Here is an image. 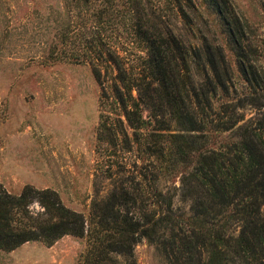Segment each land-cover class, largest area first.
<instances>
[{
    "label": "trees",
    "instance_id": "1",
    "mask_svg": "<svg viewBox=\"0 0 264 264\" xmlns=\"http://www.w3.org/2000/svg\"><path fill=\"white\" fill-rule=\"evenodd\" d=\"M171 1L176 17L202 4L220 37H184L156 0H69L81 24L63 26L46 57L91 65L97 138L110 132L141 163L94 199L89 224L52 188L0 182V248L69 233L85 236L81 264L132 258L142 238L168 264H264V78L246 23L231 0Z\"/></svg>",
    "mask_w": 264,
    "mask_h": 264
},
{
    "label": "rangeland",
    "instance_id": "2",
    "mask_svg": "<svg viewBox=\"0 0 264 264\" xmlns=\"http://www.w3.org/2000/svg\"><path fill=\"white\" fill-rule=\"evenodd\" d=\"M156 1L165 23L184 37H220L202 4L185 5L186 16L176 17L175 2ZM231 1L246 23L248 47L264 78V0ZM68 2L0 0V182L15 193L24 184L52 188L89 224L94 199L141 160L112 145L110 132L97 138L101 88L91 65L46 57L48 43L63 26L81 24L84 11ZM224 134L211 137L210 144ZM29 207L35 213L43 208L36 200ZM85 250V236L67 233L51 244L28 240L0 248V264H81ZM118 259L117 264H168L145 238L135 244L132 258Z\"/></svg>",
    "mask_w": 264,
    "mask_h": 264
}]
</instances>
